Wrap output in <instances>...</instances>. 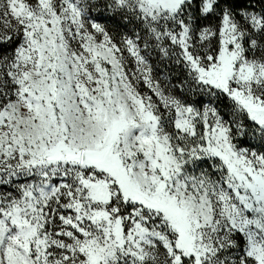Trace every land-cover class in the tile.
Wrapping results in <instances>:
<instances>
[{
	"label": "snow or ice",
	"instance_id": "6c2138e0",
	"mask_svg": "<svg viewBox=\"0 0 264 264\" xmlns=\"http://www.w3.org/2000/svg\"><path fill=\"white\" fill-rule=\"evenodd\" d=\"M0 264H264V0H0Z\"/></svg>",
	"mask_w": 264,
	"mask_h": 264
}]
</instances>
